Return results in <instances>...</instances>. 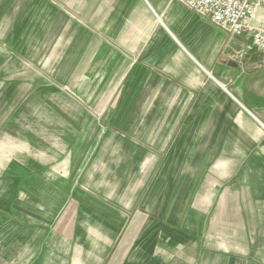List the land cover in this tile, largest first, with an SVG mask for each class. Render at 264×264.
Returning <instances> with one entry per match:
<instances>
[{
  "label": "crops",
  "instance_id": "crops-1",
  "mask_svg": "<svg viewBox=\"0 0 264 264\" xmlns=\"http://www.w3.org/2000/svg\"><path fill=\"white\" fill-rule=\"evenodd\" d=\"M0 264H264L251 36L178 0H0Z\"/></svg>",
  "mask_w": 264,
  "mask_h": 264
},
{
  "label": "built area",
  "instance_id": "built-area-1",
  "mask_svg": "<svg viewBox=\"0 0 264 264\" xmlns=\"http://www.w3.org/2000/svg\"><path fill=\"white\" fill-rule=\"evenodd\" d=\"M201 17L236 36L250 35L264 69V22L253 20L264 0H178Z\"/></svg>",
  "mask_w": 264,
  "mask_h": 264
},
{
  "label": "rangeland",
  "instance_id": "rangeland-1",
  "mask_svg": "<svg viewBox=\"0 0 264 264\" xmlns=\"http://www.w3.org/2000/svg\"><path fill=\"white\" fill-rule=\"evenodd\" d=\"M258 21H263L262 19H257ZM264 22V21H263Z\"/></svg>",
  "mask_w": 264,
  "mask_h": 264
}]
</instances>
